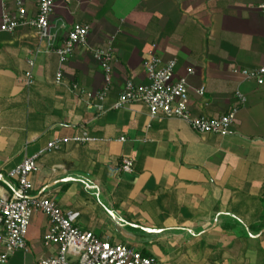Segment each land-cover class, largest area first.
Masks as SVG:
<instances>
[{
    "label": "crops",
    "instance_id": "0c3cea01",
    "mask_svg": "<svg viewBox=\"0 0 264 264\" xmlns=\"http://www.w3.org/2000/svg\"><path fill=\"white\" fill-rule=\"evenodd\" d=\"M14 1L0 0V17L16 13ZM36 3L25 2L27 18ZM76 23L89 26L87 43L59 64L57 50ZM96 48L113 56L102 100L95 97L105 86ZM150 56L176 61L174 78H186L194 117L225 114L239 92L246 102L229 133L152 119L141 102L114 109L127 81L147 82ZM263 65L264 18L255 0H54L46 37L29 26L0 32V196L16 189L8 173L40 153L29 195L72 211L80 230L161 264H264V83L233 72ZM75 136L93 141L46 150ZM123 159L132 160L130 173ZM47 226L34 213L29 252L6 264L54 256L56 247L42 243Z\"/></svg>",
    "mask_w": 264,
    "mask_h": 264
},
{
    "label": "built area",
    "instance_id": "2783aa9c",
    "mask_svg": "<svg viewBox=\"0 0 264 264\" xmlns=\"http://www.w3.org/2000/svg\"><path fill=\"white\" fill-rule=\"evenodd\" d=\"M31 0H15L16 13L3 12L0 17V32L12 33L18 27L29 26L36 30L39 38L47 36L48 19L53 12L54 0H37L36 13L32 18L26 17L25 2ZM259 15L264 18V0H255ZM89 26L74 24L67 38L57 50L59 64H64L77 46L87 43ZM93 57L99 64L104 75V89L95 97L103 99L105 90L111 82L113 56L109 48H96ZM31 67L32 62H28ZM175 60L163 62L156 56H150L143 62L147 82L135 84L127 81L123 91L117 97L113 108H123L129 102H141L148 109L150 118H178L185 121L192 130L199 134H216L225 136L235 119L237 107L243 105L246 99L235 92L236 105L217 118L194 117L188 107L187 81L185 77L174 78ZM245 80L258 85L264 83V65L255 68L233 69ZM194 73L189 70V75ZM61 79V73L56 74V81ZM28 85L32 83L30 71L25 72ZM204 88L199 90L202 95ZM88 99L92 98L87 94ZM84 143L93 141L88 137L75 136L51 141L46 150H59L60 144L67 142ZM123 141V138H121ZM40 154V153H39ZM38 154V155H39ZM38 155L25 158L21 164L8 173V177L16 183V189L8 196H0V264H6L10 256L17 251L29 252L26 235L31 216L42 213L48 220L47 230L42 243L45 247H56L54 256L38 262V264H161L156 259L139 250L119 243L99 239L93 232L80 230L74 225V214L63 210L53 200L47 197H33L31 176L37 172ZM133 162L123 159V172L132 171Z\"/></svg>",
    "mask_w": 264,
    "mask_h": 264
}]
</instances>
